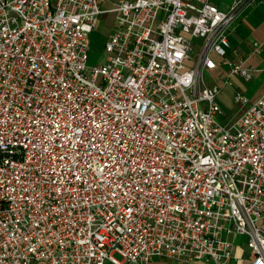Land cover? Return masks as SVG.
<instances>
[{"label":"built area","instance_id":"built-area-1","mask_svg":"<svg viewBox=\"0 0 264 264\" xmlns=\"http://www.w3.org/2000/svg\"><path fill=\"white\" fill-rule=\"evenodd\" d=\"M101 1L0 0V264H230L237 235L264 264V93L223 125L203 77L250 80L227 52L254 0Z\"/></svg>","mask_w":264,"mask_h":264},{"label":"crops","instance_id":"crops-1","mask_svg":"<svg viewBox=\"0 0 264 264\" xmlns=\"http://www.w3.org/2000/svg\"><path fill=\"white\" fill-rule=\"evenodd\" d=\"M112 1L102 0L101 4L104 8H108L111 6ZM226 1L220 4L222 8H226L231 0ZM112 23L113 16L111 14L110 28ZM229 40L230 46L227 56L233 59H242L244 65L252 69V76L248 81L238 74L227 77L225 75L226 65H221L220 68L211 71L215 77V83L219 86L217 100L222 110L223 103L237 105L233 100L235 92H240L250 99H255L264 93V0H254L233 21ZM253 42H257L260 45L257 52L253 51ZM239 111L240 109L237 105V114L233 119L238 116ZM192 262L193 260L190 264ZM150 264L164 263L160 259H155ZM230 264H250L249 251L245 244H235L234 256Z\"/></svg>","mask_w":264,"mask_h":264},{"label":"rangeland","instance_id":"rangeland-1","mask_svg":"<svg viewBox=\"0 0 264 264\" xmlns=\"http://www.w3.org/2000/svg\"><path fill=\"white\" fill-rule=\"evenodd\" d=\"M216 3L221 4L222 2H227L226 0H213ZM230 3V1L228 2ZM227 3V4H228ZM109 21L111 22V14L107 13L105 15H101L98 19V22L96 24V27L93 29V31L90 33L89 37L91 39L90 49L88 51V58L86 65L88 67L96 65V64H102L105 59V54L103 52V46L105 38L110 31V25ZM201 39L198 37H194L192 39L193 44L200 43ZM203 77L206 82L208 83H215V77L212 75V73L208 71H204ZM218 98V97H217ZM237 104V103H236ZM238 105V104H237ZM237 105L235 104H225L223 103V114H217L216 119L219 120V122L223 125L228 124L233 120V118L237 114ZM221 106V105H220ZM239 106V105H238ZM222 108V107H221ZM246 241V237L243 235H237L234 239V244H241L244 245ZM114 256L117 259H121V256L118 253H114ZM160 259L162 263L166 264H174V261L167 258H159L154 257L153 260ZM206 264L204 259H194L191 264ZM105 264H114L109 259H105ZM134 264V263H130ZM209 264H212L211 262Z\"/></svg>","mask_w":264,"mask_h":264}]
</instances>
